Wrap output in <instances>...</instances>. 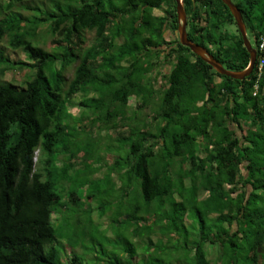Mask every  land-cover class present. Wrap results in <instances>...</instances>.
<instances>
[{
  "label": "trees",
  "instance_id": "16d2710c",
  "mask_svg": "<svg viewBox=\"0 0 264 264\" xmlns=\"http://www.w3.org/2000/svg\"><path fill=\"white\" fill-rule=\"evenodd\" d=\"M183 1L189 38L227 69L247 68L250 53L231 28L236 20L230 8L222 0ZM242 4L258 45L264 0ZM164 6V14L154 13ZM178 27L176 0H0L1 75L16 70L24 76L0 81V264H86L64 242L82 248L68 231V207L83 199L59 190L74 167L90 170L91 151L99 154L103 139L107 153L126 157L114 158L108 168L122 194L101 200L99 216L117 204L109 226L122 219L118 237L125 239L124 227L136 238L130 241L134 252L120 242L111 252L91 250L93 264H209L202 244L208 225L218 231L213 244L222 247L217 264H264L260 54L252 74L235 79L183 45ZM7 50L28 60L11 58ZM154 73L164 78L160 89ZM74 98L85 108L80 117L69 106ZM97 121L108 130L98 145L78 137L80 128L90 131ZM96 171L103 172L101 166ZM132 192L138 198L128 202ZM87 199L95 200V193H86ZM192 227L202 230L201 239L190 234ZM182 241H196L193 257L175 250Z\"/></svg>",
  "mask_w": 264,
  "mask_h": 264
},
{
  "label": "rangeland",
  "instance_id": "374dc122",
  "mask_svg": "<svg viewBox=\"0 0 264 264\" xmlns=\"http://www.w3.org/2000/svg\"><path fill=\"white\" fill-rule=\"evenodd\" d=\"M164 9L165 6L161 9H155L154 13L155 14H164ZM231 28L236 31L238 33V29L236 27V25H234L233 27L231 26ZM187 29L189 30V26L187 27ZM247 34H248V38L249 40L253 43L254 42V36L252 34L251 29L247 30ZM88 38L91 36V34H87ZM51 38V37H50ZM4 41L0 42V47L4 46ZM55 44V42L53 41V39L51 38L48 42V47L51 48L53 47ZM7 52L10 54L9 56H11V58H15V59H20V60H24L27 61V56L25 53L20 52V53H14L11 52L10 50H7ZM73 68L74 66H71L69 69H67V75L69 77H72L73 75ZM169 66L166 65V67H163V71H167L169 70ZM24 70V69H23ZM16 70H10L8 72H6L5 76L1 75V70H0V81L5 79V80H11L12 77H14L16 75ZM25 71V70H24ZM158 73V72H157ZM19 74V75H18ZM157 75V79L154 82V87L157 89H160L161 85L163 84L164 78L162 75ZM155 73L153 75V77H156ZM17 80H22L24 79V76L22 75V73H17ZM14 79V78H13ZM18 81V82H19ZM20 83V82H19ZM20 84H23L22 82ZM78 98H74V101H71V103H69L71 111H73V113L75 114V116L80 117L81 113L84 112L83 110L85 109L84 107L80 106L79 103L77 102ZM136 103V98L134 96L131 97L130 99V104L132 106H135ZM150 109H147V111H149ZM88 112V110H86ZM91 112V110L89 109V113ZM150 114H152L150 112ZM152 117V116H151ZM148 117V118H151ZM153 125H154V130L156 131V126L158 124L157 121H152ZM88 124V123H86ZM94 129H90V131H86L85 129H79L77 132L79 133L78 137L83 138L86 142L90 141L92 144L98 145L99 139L100 141L102 140V138L104 137L102 134H107L108 130L105 129L103 130V127L98 123V121L95 123L94 127H92ZM99 131L101 133H99ZM107 136V135H106ZM98 137V139H97ZM112 137L114 139V145L117 146L118 143L116 141L117 138V132L115 131L112 134ZM75 144H77L79 142V140H77V136L75 137ZM103 141V143H102ZM99 145L100 147V155L97 153H95V150L91 151V168L88 171L85 170H75L72 169L70 171L69 174V178H67L66 180H63L62 186L60 188V193L65 195H68L69 192L74 191L76 192L83 200L80 202V204L78 205H73V204H69L66 203L68 207V219L70 222V230L68 229V231H70L71 234H73V232H75V238L78 240H80L79 244L82 248H72L71 246H76V242L70 240L68 245L66 244V241L64 239L65 242V246H66V250L69 253L74 254V252H79V254L81 255V257L83 259L86 260V264H93L91 259L93 258L91 256V250L96 252L97 250H94L95 248L98 250L103 249H107L111 252L110 247H114L116 245L117 242H120L122 244H126L128 247H130V251L132 250V252H134V245L130 242L132 240V242H135V236L132 233V229L131 228H127L125 229L123 227L124 230H122V235L125 239H121L118 237V235L116 234V231L119 230L118 225H121V220L122 219H118V223H111V225L109 226L108 222L110 223V221L114 218L113 217V212L118 209V205L113 203L114 205H112L110 208H113V211H109L107 210L106 212L109 214H106L103 216V218H100L99 214V209L97 208L100 203L103 201H110L113 199H116L117 196H119L120 194H122L121 191V187L122 184L121 182L116 181L117 179V175L115 174H110V172H108V168L109 166H111L113 164V159L116 157H121V159L126 157V153L122 154L119 153L118 150H116L115 153H107L106 150H104L105 146H106V139H103ZM62 157V156H61ZM66 158V156H64L62 158V161ZM99 159L101 161H105V165L99 162ZM63 162H60V164H62ZM59 166V165H58ZM57 165H55V167H58ZM101 166L103 172H97V168ZM97 172V173H96ZM107 175L111 176V181L113 182L111 185H109V179H107ZM97 179H102L101 182L102 183H97ZM95 193V200H86V193ZM206 195H204L203 197H205ZM137 195L135 194V192H132V194L129 195V197L127 198V201L130 202H135L137 199ZM63 200H65V198H63ZM78 217L80 218L81 223H78ZM109 219V220H108ZM111 219V220H110ZM64 221V220H63ZM65 222V221H64ZM57 225H60L62 223V218L59 219V222L57 221ZM209 224H211L210 220H209ZM122 229V227H121ZM208 229L210 230L209 233V237L208 239H206V241H204L202 244L203 246V250H205L207 257L210 259L209 260V264H217V261L219 260L218 257L221 253L222 247L220 249L221 244L217 243L216 245L213 244L212 240L214 237H216V234L218 233V231H216V228H211V225H208ZM84 231H88L89 234H91L90 237H85L84 236ZM190 234L194 233L198 238H202V230H200L199 228H193L192 230H189ZM119 238V239H118ZM156 239V235L152 236L150 239ZM182 239H185V237H182ZM147 240H149L147 238ZM139 242V241H138ZM157 243H159L158 241H156ZM192 246H186L187 244L184 243L183 241L181 242V244H176L175 246V250L177 251V247H180V255L182 254L183 256H185V254L187 253V251H189L191 254L190 256H194V252L196 249V241H191ZM86 248H83L85 247ZM186 246V248H185ZM192 248H194V250H192ZM129 251V252H130ZM91 252V253H90ZM90 254V257H89ZM113 254V253H112ZM130 254V253H129ZM115 258H120L123 261H126L124 255L122 256L121 254L117 253L116 255H113ZM159 256V254H158ZM206 257V258H207ZM207 258V259H208ZM195 262H197V259H195ZM78 264H84L82 262H79Z\"/></svg>",
  "mask_w": 264,
  "mask_h": 264
},
{
  "label": "water",
  "instance_id": "95a60500",
  "mask_svg": "<svg viewBox=\"0 0 264 264\" xmlns=\"http://www.w3.org/2000/svg\"><path fill=\"white\" fill-rule=\"evenodd\" d=\"M176 1H177V14L179 20L178 33H179L180 42L183 45L188 46L194 53L201 56L203 60L208 62L216 71H218L221 74L239 80H243L252 74L257 60V51L252 46L248 38L246 24L244 22L242 12L240 8L232 0H222V1L230 8L237 22L238 29L240 30L241 35L243 37L244 45L247 48L248 52L250 53L249 65L247 66V68L241 71H233L227 69L220 61H218L214 57V55L209 51L207 47L202 46L189 38L187 31L188 16L184 7V1L183 0H176Z\"/></svg>",
  "mask_w": 264,
  "mask_h": 264
},
{
  "label": "built area",
  "instance_id": "2783aa9c",
  "mask_svg": "<svg viewBox=\"0 0 264 264\" xmlns=\"http://www.w3.org/2000/svg\"><path fill=\"white\" fill-rule=\"evenodd\" d=\"M257 50L260 54V59L257 67V77L260 78L264 73V34L260 37V42L257 45Z\"/></svg>",
  "mask_w": 264,
  "mask_h": 264
},
{
  "label": "flooded vegetation",
  "instance_id": "af4514ba",
  "mask_svg": "<svg viewBox=\"0 0 264 264\" xmlns=\"http://www.w3.org/2000/svg\"><path fill=\"white\" fill-rule=\"evenodd\" d=\"M238 7H239V0H232ZM240 8V10H241V12H242V15H243V19L245 18V13L247 12V5H241V7H239ZM231 11V10H230ZM232 13V12H231ZM235 19V18H234ZM178 22H179V20H178ZM244 22H245V20H244ZM245 24H246V22H245ZM248 24H246V29L248 30L249 28H248ZM233 27V26H232ZM236 27H237V29H238V25H237V22H236ZM239 30V29H238ZM236 32V31H235ZM239 32H240V30H239ZM248 32V31H247ZM241 33V32H240ZM177 35H178V38H179V33H178V31H177ZM248 35V34H247ZM179 41H180V39H179ZM251 42V41H250ZM251 44H252V46L256 49V51H257V48H256V44H255V42H251ZM257 59H258V51H257ZM257 61V60H256Z\"/></svg>",
  "mask_w": 264,
  "mask_h": 264
},
{
  "label": "clouds",
  "instance_id": "9594fccd",
  "mask_svg": "<svg viewBox=\"0 0 264 264\" xmlns=\"http://www.w3.org/2000/svg\"><path fill=\"white\" fill-rule=\"evenodd\" d=\"M188 31V30H187ZM256 48H257V44H256ZM258 51V50H257ZM258 57H259V52H258ZM38 152V151H37ZM37 156H38V153H36V156H35V161H37Z\"/></svg>",
  "mask_w": 264,
  "mask_h": 264
}]
</instances>
